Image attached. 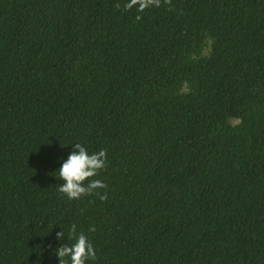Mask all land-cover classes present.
Here are the masks:
<instances>
[{"label": "trees", "instance_id": "trees-1", "mask_svg": "<svg viewBox=\"0 0 264 264\" xmlns=\"http://www.w3.org/2000/svg\"><path fill=\"white\" fill-rule=\"evenodd\" d=\"M127 2L0 0V264L72 224L86 264H264V0ZM76 143L106 200L59 192Z\"/></svg>", "mask_w": 264, "mask_h": 264}, {"label": "clouds", "instance_id": "clouds-1", "mask_svg": "<svg viewBox=\"0 0 264 264\" xmlns=\"http://www.w3.org/2000/svg\"><path fill=\"white\" fill-rule=\"evenodd\" d=\"M164 2L171 4V0H164ZM160 4L161 0H129L124 5V10L127 11L138 6L137 11L143 12L151 6L159 7ZM116 8L119 9L120 4H117ZM135 19L139 21L141 17L137 15ZM106 160V149L89 154L86 147L76 143L67 159L58 169V178L63 181L58 189L59 192L65 194L70 200L92 194L99 196L102 201L106 200L107 193L101 194L97 191L98 189H105L106 184L100 179H92L97 176L100 170L106 168ZM86 181L88 182L85 183ZM89 231H95V228L92 227ZM64 236L65 233L62 230L56 233V238L59 241H62ZM67 238L73 239L75 242L71 245L61 243L55 249L59 264H86L88 260L95 261L97 259L92 242L83 232L77 233L76 224L71 225Z\"/></svg>", "mask_w": 264, "mask_h": 264}]
</instances>
